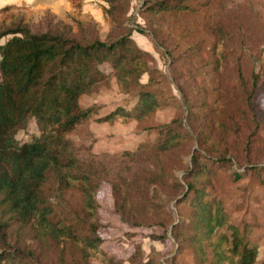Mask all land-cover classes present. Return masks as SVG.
<instances>
[{"label":"rangeland","instance_id":"374dc122","mask_svg":"<svg viewBox=\"0 0 264 264\" xmlns=\"http://www.w3.org/2000/svg\"><path fill=\"white\" fill-rule=\"evenodd\" d=\"M153 1L130 0L126 25L143 29L142 33L134 30L132 37L151 53L148 64L161 75L147 82L144 74L141 85L130 83L129 91L124 93L105 64L109 79L79 100L82 107L94 105L97 112L66 135L74 144L83 170L95 181L97 212L90 216L84 210L80 189L65 187L51 171L43 187L46 202L52 207L50 218L72 225L81 234L95 228L103 249L121 264L147 260L151 264L191 263L190 250L178 251L172 224L163 218L167 225H161L163 214L171 213L176 222L179 215H189V207L185 203L175 205L180 194L172 186L147 187L145 181L149 171L159 172V167L180 179L184 171L181 167L189 164L191 152L200 143L216 145L219 150L226 149L231 165L214 171L211 193L221 198L229 222L247 226L250 240L258 247L256 264H264V171L249 169L252 165L264 168V0H176L180 3L178 9L159 16L149 13L147 7ZM12 5L0 12L1 25L22 14L26 20L38 22L47 10L56 20L68 22L72 13L67 0ZM103 5L107 4L102 0H91L83 6L84 13L100 22L102 37L109 27L103 18ZM182 53L186 59L190 57L186 64L182 57L177 58ZM185 69L190 73L179 76ZM221 72L227 81L222 80ZM179 87L187 93L186 102L193 105L195 134L202 139L188 141L179 151L163 155L153 148L158 137L155 127L187 114ZM140 90L156 93L159 105L153 115L113 122L97 120L116 106L133 110ZM183 122L194 134L188 121ZM37 135L31 120L16 138L23 141ZM124 151L136 154L126 155ZM234 171L240 176L233 178ZM123 180L131 201L120 212L119 204L126 197ZM219 232L227 233V229ZM16 250L24 251L23 256L32 252L38 264H102L98 260L84 262L81 251L70 242L35 238L27 224L22 225L8 212L0 194V254L16 255ZM206 250L208 261L204 264H215L210 248ZM18 261L16 258L13 264Z\"/></svg>","mask_w":264,"mask_h":264},{"label":"trees","instance_id":"16d2710c","mask_svg":"<svg viewBox=\"0 0 264 264\" xmlns=\"http://www.w3.org/2000/svg\"><path fill=\"white\" fill-rule=\"evenodd\" d=\"M67 1L72 9L68 22L56 20L47 10L38 22L28 21L22 14L7 25L0 24V40L7 37L0 43V194L8 212L22 225L27 224L35 238L70 242L81 251L86 263L98 260L102 264H121L103 249L95 228L89 234H81L72 225L53 221L50 218L52 207L46 202L43 187L48 173L56 172L65 187L80 189L84 210L90 216L94 215L98 209L95 181L83 170L74 144L66 136L97 112L94 105L82 107L80 97L109 79L105 64L112 69L118 87L124 93L129 91L130 83L141 85L142 75L146 74L147 82H151V78L161 73L149 66L151 53L137 45L132 37L134 30L142 33L143 29L139 25L136 28L126 25L130 0H102L107 4L102 8L103 18L109 26L104 37L99 33L100 22L83 12L85 0ZM179 4L176 0H154L147 8L151 15L159 16L178 9ZM12 6L2 7L0 12ZM156 30L159 33L161 27ZM185 56L178 55L177 58L182 57L186 64L190 57L186 59ZM181 73L186 75L190 71L182 70L179 76ZM176 76L173 74L174 78ZM220 76L227 81L223 72ZM178 89L187 114L155 127L158 137L153 148L163 155L179 151L188 141L202 139L195 134L193 105L186 102L184 89ZM137 95L133 110L116 106L97 120L113 122L120 118L141 119L153 115L159 105L156 93L140 90ZM184 119L194 134L185 128ZM31 120L38 135L19 141L17 132L27 127ZM200 144L191 152L189 164L181 167L184 171L180 179L168 173L166 168L159 167V172L149 171L145 186H172L177 195L180 194L175 205L185 203L190 211L188 216L179 215L176 222L171 213L163 214L161 225L165 228L172 224L171 234L178 244V251H191L192 262L188 264L206 263V248H210L215 264L224 261L256 264L258 247L250 240L247 226L229 222L221 198L211 193L214 171L231 165L228 152L219 150L216 145ZM124 154L133 156L136 151H124ZM249 169L264 171L263 167L255 165ZM239 176L240 173L233 172V178ZM122 183L126 185V197L119 204L120 212L131 201L128 186L124 180ZM163 218L169 223L166 224ZM224 227L227 233H220L219 229ZM15 252L16 255L0 254V264H13L16 258H19L17 264H38L32 252L28 251L27 256H23L24 251Z\"/></svg>","mask_w":264,"mask_h":264},{"label":"crops","instance_id":"0c3cea01","mask_svg":"<svg viewBox=\"0 0 264 264\" xmlns=\"http://www.w3.org/2000/svg\"><path fill=\"white\" fill-rule=\"evenodd\" d=\"M87 1H91V0H85V2ZM16 2L17 3L26 2L27 4H31L32 0H0V9L6 5L15 4ZM85 2H84V5H85Z\"/></svg>","mask_w":264,"mask_h":264}]
</instances>
